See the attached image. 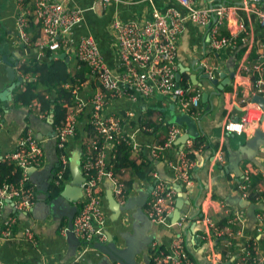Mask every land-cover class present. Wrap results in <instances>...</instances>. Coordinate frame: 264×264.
I'll list each match as a JSON object with an SVG mask.
<instances>
[{
    "label": "built area",
    "instance_id": "built-area-1",
    "mask_svg": "<svg viewBox=\"0 0 264 264\" xmlns=\"http://www.w3.org/2000/svg\"><path fill=\"white\" fill-rule=\"evenodd\" d=\"M25 1L20 3L17 10L16 33L22 43L35 52L33 56L36 60H42L45 50L52 55L60 52L71 53L88 67L89 75L97 82L86 101L78 95L83 81L74 76L69 78L63 85L71 92L68 98L63 97L65 116L57 123L53 122L55 146L59 154L52 181L58 185L65 181L68 161L66 145L78 134V116L87 104L90 107L87 114L90 129H84L85 131L78 135L83 147L80 160L83 181L77 210L72 219V231L85 249L92 242H103L106 239L103 231L105 211L100 190L102 180L106 177L112 182V194L118 204H123L128 194V187L122 177L123 170L118 173L112 169L111 160L115 155L116 146L124 142L134 153L141 150L134 134L124 128L129 121L126 118L132 116L133 112L126 110L108 114L105 108L109 101L121 96L136 101L138 98L144 99L158 93L163 97L172 98L178 104L180 112L196 114L200 106L199 90L191 89L189 85H180L175 79L177 39L185 21L189 20L201 26L210 23L207 42L209 50L217 52L224 46L236 45L237 41L243 40L244 37L240 30L233 29V26L228 34H222L221 27L224 23L230 24L237 11L242 10L256 16L258 22L264 25V6L260 0H241V3L236 4L228 0H211V5L203 7L196 6L194 0H176L184 12L175 7H167L163 12L154 10L152 18L144 20L142 24L135 20L116 18L111 22L118 48V58L113 70L106 63L91 35L74 33L83 18V8L77 5L67 7L64 0ZM31 21L39 24L40 33L36 37L27 30ZM24 62V59L16 60L14 69L26 80L30 77L21 71ZM237 68L250 75L251 96L259 94L264 97V48L250 61L239 62ZM201 70L208 79L214 78V68L210 64L205 62ZM251 96L241 97L243 114L239 118L227 117L223 124L225 131L240 134L246 130L247 124L261 118L263 110L251 101ZM27 106L41 118L51 115L47 110L41 109L37 101H32ZM252 108L257 112L251 111ZM140 129L154 132L150 124H143ZM181 132L179 126L168 124L165 140L151 146V155L158 157L161 150L171 146L172 141ZM192 146V139H188L186 145L177 151V162H170L183 189L187 188L193 179L192 169L195 162L188 154L193 150ZM42 156V148L30 130L21 134L15 148L0 151V163H13L22 171L17 182L5 179L0 182V211L5 200L12 203L16 212H27L30 209L35 189L27 181V169L41 167ZM216 159L223 161L224 157L215 151L213 160ZM251 173L246 170L238 183L240 196L247 200ZM261 175L264 174L261 172ZM149 178L152 187L145 212L151 221L165 224L169 212L174 209L176 191L156 172H151ZM261 192H264V188L256 187L255 193ZM260 199L264 200V195H257L255 203ZM220 208L223 217L215 219L210 215L207 206L200 203L199 212L193 220L183 213L176 224L182 226L185 222L192 221V243L197 247L204 244L203 254L209 264H264V211L255 213L254 231L247 233L241 226L244 219L240 212L228 208L222 202ZM16 218L17 215H12L5 220V225L14 224ZM61 232L64 233L65 229L62 228ZM3 233L9 232L5 230ZM25 236L32 242L35 241L28 228L25 229ZM148 252L153 264H198L181 233L172 238L166 248L159 246L155 241L150 242Z\"/></svg>",
    "mask_w": 264,
    "mask_h": 264
},
{
    "label": "crops",
    "instance_id": "crops-1",
    "mask_svg": "<svg viewBox=\"0 0 264 264\" xmlns=\"http://www.w3.org/2000/svg\"><path fill=\"white\" fill-rule=\"evenodd\" d=\"M228 1L236 4L241 0ZM25 2V0H0V114L2 120L0 151H8L15 148L21 134L26 130H30L42 148L43 165L31 170V172H27V181L35 189L32 206L27 212H16L10 201L5 200L3 202L0 211V264H98L101 255L93 247L96 242L90 243L87 248L83 249V243L78 238L79 244L73 251L67 241V222L65 220L60 222L57 214L47 210L44 202L36 199V196H43L38 191V188L46 187L48 182L46 193H51L52 176L58 161L59 151L55 146L54 135L53 138L51 137L52 139L48 136L50 116L41 118L27 104L17 105L12 100L13 90L22 88L25 82V77L14 69V62L18 59L26 61L27 58L35 55L32 48L30 49L22 43L16 33L15 19L17 10L20 8V3ZM64 2L67 7L77 5L84 9L83 18L76 26L74 33L75 35H91L106 63L113 70H115V63L118 58V48L116 37L111 27L112 20L116 18L120 20H135L138 24H142L144 20L152 18L154 10L163 12L167 7H175L184 12L176 0H64ZM209 2V0H194V4L198 7L207 6ZM231 26L235 30H240V33L244 36L243 40H238L236 45L224 46L217 52L209 50L207 42L208 28L206 25L201 26L186 20L184 28L177 39L175 53L176 72L179 73L177 81L181 82L186 79L185 81L191 89H197L200 92V106L196 114L190 115L193 121L196 122L197 136L189 137L185 142H178V137H176L172 141L171 146L162 149L158 157H153L151 155V146L162 143L166 138L167 130L166 133L164 131L161 132V130L159 131L161 133L155 131L150 133L141 130V125L147 123L146 118L148 117L156 123L161 122L166 125L174 123V117L183 114L180 112L178 104L172 98H166L156 93L144 99L138 98L136 101L129 100L124 96L113 98L105 108V112L108 114L122 113L126 110L133 112L132 116L126 118L129 121L124 128L134 134V138L141 145V150L138 153L142 160L147 163L144 170L148 176L140 178L135 173L123 170L122 177L124 181L125 179L132 180L131 186H127L128 194L124 203L128 198L137 196L139 190L146 189L150 185L149 174L151 172H156L170 186H172L173 181L180 184L176 179L175 171L170 166V162H177V151L183 148V145H186L188 139L193 141L201 136L206 141L210 140L217 144V148L214 151L206 147L204 142L195 150L194 166L198 161L201 164L198 169H192L193 179L191 184L185 189L182 188L185 193L184 198L178 201L177 194H175L174 209L169 212L167 222L163 224L151 221L150 228L144 231L145 236L151 239L150 242L155 241L159 246L165 248L169 245L172 238L181 233L185 241L187 239L190 249L199 257L202 252L198 251L199 247L193 245L191 236L187 237L189 227H187L186 222L182 226H178L172 218L171 214L176 207L179 206L181 210L186 211L189 218L193 220L198 212L197 202L201 200V205L207 206L213 218L222 219L223 214L220 208L222 202L228 208L241 213L244 219L241 226L247 233H252L255 221L252 225L249 224L247 207L246 205H240L238 201V198L243 199L240 196L238 183L244 177V172L248 170L252 172L251 181L252 175L258 174L260 176L255 186L250 183V192L255 193V189L258 186L264 188V175H261V172L264 174L263 144H259L258 153L253 157L257 164L247 159L239 163L241 175H236L233 170L226 172L223 169V166L228 163L229 151L235 150L241 144L236 141V135H234L236 133L225 131L223 124L227 117L239 118L243 114L240 103L241 97L251 96V77L249 74L237 70V64L242 61H250L261 48H264V25H261L253 14L238 10L230 24H223L221 33L228 34ZM27 30L31 35H34L38 32V27H34L33 24L29 23ZM4 54L7 57H12V67L15 70L14 79H10L7 74L6 64L2 58ZM66 55L73 74L79 68L76 62L77 59L71 53ZM43 58H45V55ZM205 62L214 68V78L217 77L218 83L224 78L220 76L222 73L227 74L232 67L234 68L235 72L231 82L225 84L219 94L217 93V87L208 78L202 76L204 73L201 67ZM17 77L20 78L18 79ZM17 80L18 84L16 83ZM81 80L83 82L78 90V95L87 101L97 86V82L89 75L88 69L84 72V79ZM89 110L90 107L87 104L77 119V136L66 145L68 166L69 160L73 157L79 158V162L81 160L83 147L78 135L82 134L88 125L87 114ZM251 111L257 112L255 108H252ZM174 124L182 130L180 135L187 132V125L184 121ZM257 127H261L264 130V118L262 121L259 119L247 124L246 130L242 132L245 139L251 137ZM224 144L228 149L226 156H224L221 149ZM215 151L223 155V161L213 160ZM51 162H53V167L52 171L49 172L48 166ZM69 180L70 175L63 182L64 185ZM109 181L105 177L100 185L105 211L103 231L106 237L105 241L100 243L107 242L111 237H117L121 231L132 232V221L134 220L132 217L134 211L132 209L120 210L117 213L110 208L105 192ZM49 199L50 197L45 202ZM186 199L189 200V205L186 203ZM78 200H76V205ZM247 201L249 202L250 200L248 199ZM252 203L262 206L256 208L255 213L261 210L264 211L263 199H260L257 203L255 201ZM12 215H17L15 223L6 226L5 220ZM27 228L32 232L35 239L34 242L25 236V229ZM62 228L65 229L64 233L61 232ZM5 230H8L9 233L4 234L3 231ZM262 244H264V240ZM148 245L146 249L147 256L150 264H153L148 252ZM136 261L137 264H144L141 255L136 256Z\"/></svg>",
    "mask_w": 264,
    "mask_h": 264
},
{
    "label": "water",
    "instance_id": "water-1",
    "mask_svg": "<svg viewBox=\"0 0 264 264\" xmlns=\"http://www.w3.org/2000/svg\"><path fill=\"white\" fill-rule=\"evenodd\" d=\"M211 1V0H209ZM263 3L264 6V0H260ZM241 3V2H238ZM209 5L211 3L209 2ZM210 23H208L206 26L209 27ZM54 57H62L65 58L67 61L68 57L65 52H60L53 55ZM5 64H6V71L10 79H14L15 77V70L12 67V57H7L5 54L2 56ZM234 68L232 67L229 71V73L224 74L222 73L220 76H223V80H221L218 83L217 77L209 79V81L214 84L217 87V93L219 94L221 90L224 88L225 84H229L231 82V79L234 75ZM179 75L178 72L175 73V79L177 80V76ZM205 78H207L206 74H202ZM18 79L20 77H17ZM18 84V80L16 81ZM251 101L258 104L259 107L263 110V115L260 118V121L264 118V97L259 94H254L251 97ZM185 122L187 125V132L178 136V142H185V140L189 137H195L197 136L196 131V122L193 121L192 117L186 113H183L182 115H176L174 117V123H181ZM53 116L50 115V120L48 123L49 133L48 136L50 139L53 138ZM52 137V138H51ZM259 144H263L264 146V130L261 129V127H257L254 131L251 137L246 138L241 144L238 145V147L235 150L229 151L228 153V163L223 166V169L228 172L229 170H233L236 175H241V170L239 169V163L242 160H251L255 164L256 161L254 160V156L258 153V147ZM79 158L73 157L69 160V169H70V180L67 182L63 189L60 191V193L57 196L51 197V193H46L47 187H40L38 188V191H40L43 196L38 197L36 196V199L38 201H43L45 204V207L50 212L57 214L60 222L65 220L67 222L66 226V236L67 241L70 244L71 249L74 251L76 247L79 244L78 238L74 235L72 231V219L73 216L77 210L76 200L81 196V183L83 181V175L81 173L80 167H79ZM201 162H197L194 166V170L198 169V166H200ZM53 162H51L48 166L49 172L52 171ZM35 168H28L27 172H31ZM152 185H149L146 189H142L138 191L137 196L128 198L124 204L120 205L118 204L112 195V182L109 181V184L106 189V199L108 201V204L110 208L114 211L119 213L120 210H127L132 209L134 212L132 213V217L134 220L132 221V232H125L121 231L118 233V236L111 237L108 239L107 242L100 243L96 242L93 244V247L95 250L100 253V258L98 261V264H137L136 256L141 255L143 258L144 264H150L149 258L147 256V245L150 242V238L145 236L144 231L148 230L150 228L151 219L147 216L144 207L147 202V199L149 197V192L151 190ZM172 187L176 191L178 201L184 198L185 193L182 190L181 185L178 182L173 181ZM50 199L45 202L46 199ZM238 201L240 202V205H246V211L247 216L249 217V224L252 225V223L255 221V210L256 208L262 207L259 205H256L252 202H248L245 199L238 198ZM201 200L197 202L198 208L197 211L199 212V206H200ZM186 203L189 205V200L186 199ZM197 212V214H198ZM183 213H186V211L181 210L179 206L176 207V209L172 212V218L174 221H177L179 216H181ZM187 227H189V230H187V237L191 236L192 232V224L188 221L186 222ZM191 226V228H190ZM187 247L189 251L192 253L198 264H209L207 262V259L205 258L203 252H204V244H202L198 249V251L202 252V255L199 257L197 256L194 251H192L189 247V244L187 242Z\"/></svg>",
    "mask_w": 264,
    "mask_h": 264
},
{
    "label": "trees",
    "instance_id": "trees-1",
    "mask_svg": "<svg viewBox=\"0 0 264 264\" xmlns=\"http://www.w3.org/2000/svg\"><path fill=\"white\" fill-rule=\"evenodd\" d=\"M231 2V1H230ZM34 27H38V32L33 37L39 35V24L30 22ZM78 69L72 74L71 65L69 61H66L62 57H54L51 52L45 50V58L38 61L34 56L27 58V60L21 65V71L23 74L29 75L30 78L26 79L22 88H16L13 90V103L17 105H26L32 101H37L41 109L47 110L48 113L52 114L53 122L57 123L65 116V106L63 104V97L68 98L71 96L69 89L63 85L71 77H78L84 79V72L88 67L81 61L77 60ZM184 79L178 82L180 85L187 86ZM147 123L153 126V130L157 133L164 131L166 133L168 124L156 123L149 117L146 118ZM86 129H90L87 125ZM161 130V132H159ZM236 135L237 143H242L245 140L244 134ZM163 139V138H162ZM206 144V147L212 151L216 150L217 144L210 140L199 136L193 140L192 151L189 154L190 157L194 158L195 150L198 149L202 143ZM224 156L227 155L228 149L225 144L221 148ZM112 169L115 172L120 173L122 170H128V172L135 173L138 177L148 176L144 170L146 162H144L139 153L131 151L130 146L124 142L119 143L116 146L115 155L111 160ZM22 175V171L19 167H15L13 163L3 162L0 163V182L2 180L17 182ZM70 175V169L67 165L65 170V179ZM259 175H252V186H255L259 180ZM131 179H125L127 186H131ZM30 183V182H28ZM31 184V183H30ZM64 183L55 185L51 184V197L57 196L63 189ZM257 195H264V192L248 194V199L252 202L255 201Z\"/></svg>",
    "mask_w": 264,
    "mask_h": 264
}]
</instances>
